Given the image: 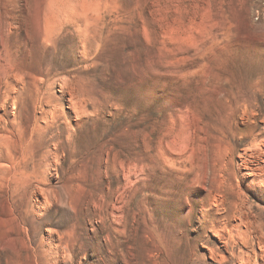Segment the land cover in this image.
Returning <instances> with one entry per match:
<instances>
[{
  "label": "rangeland",
  "instance_id": "obj_1",
  "mask_svg": "<svg viewBox=\"0 0 264 264\" xmlns=\"http://www.w3.org/2000/svg\"><path fill=\"white\" fill-rule=\"evenodd\" d=\"M2 18L25 83L0 72V264L264 262L219 235L264 225L245 174L264 0H0Z\"/></svg>",
  "mask_w": 264,
  "mask_h": 264
},
{
  "label": "bare ground",
  "instance_id": "obj_2",
  "mask_svg": "<svg viewBox=\"0 0 264 264\" xmlns=\"http://www.w3.org/2000/svg\"><path fill=\"white\" fill-rule=\"evenodd\" d=\"M8 27V22L4 18L0 19V32L5 31ZM0 46L2 47L0 50V60L3 62V65H1L0 67V72L4 75H8L10 71H13L14 74L11 76H15L14 80L21 84H24L25 77L21 75V69L19 70V68H17L18 62L11 56L10 49L4 45V42H0ZM7 85H10V88L11 82ZM16 86L13 85V90L15 93H18L20 91ZM247 106H249V103H247ZM1 139L2 142L6 144L9 139V134L1 136L0 140ZM260 161L263 163L261 164ZM245 163V168L248 171L245 174L247 176H252L246 181L248 187L254 191H264V141L255 144L254 150L251 153V159L249 160V162ZM241 223L244 225V229H242L239 225H235V229H224L223 231L219 232V235H222V233L224 235V233L228 232V234H231L234 239H240V241H242L243 245L246 247H248V245L250 244L251 237H256L258 240L259 249L261 251L260 256L264 261V225L257 222ZM224 243L227 246L228 242L225 241ZM239 261L240 264H251L250 256H247L245 254L239 257ZM262 264H264V262H262Z\"/></svg>",
  "mask_w": 264,
  "mask_h": 264
}]
</instances>
